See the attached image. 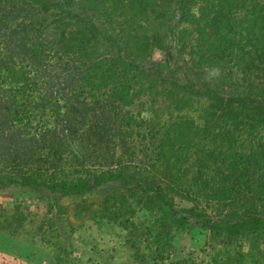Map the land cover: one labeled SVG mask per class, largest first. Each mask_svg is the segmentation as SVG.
Segmentation results:
<instances>
[{
  "label": "rangeland",
  "instance_id": "rangeland-1",
  "mask_svg": "<svg viewBox=\"0 0 264 264\" xmlns=\"http://www.w3.org/2000/svg\"><path fill=\"white\" fill-rule=\"evenodd\" d=\"M101 1L112 8V16L75 11L77 5L72 4L71 12H77L78 16L68 18L67 32L71 31L73 38H80V42L75 43L74 39L69 45L76 44L81 51L77 55L72 51L61 55L63 61L56 56L35 65L36 78L44 86L70 93L81 72L96 76L97 80L100 74L90 66H101L107 76L110 74L107 61L120 59L134 67L131 73L139 72L145 84L140 86L147 92L152 89L142 93V100L134 98L131 108L137 120L144 121L139 129L141 133L151 131L150 118L167 121L184 115L196 122V129L203 137L200 127L219 126L224 118L235 114L245 120L237 131L239 142L253 140L251 148L256 152L258 138H264V127L258 126L255 120L250 121L247 115L252 114V106L264 102V0ZM215 20L220 21L224 35L220 33V24L218 31L212 26ZM194 45L197 49H193ZM210 46L222 53L214 62L205 53ZM161 64L175 68V72L162 71ZM213 68L219 70V75L206 81L207 73ZM87 69L90 71L86 72ZM172 78L176 79L177 89L170 83ZM164 80L167 83H163ZM132 87L139 89L135 81ZM166 125L162 123L158 128L157 139ZM10 131L5 139L12 133L13 140L0 152V264H49L55 257L64 264H171L174 261L179 264L180 260L184 262L180 264H206L213 255L209 244L224 249L222 236H213L208 228L200 225L198 218L184 211L194 206L205 212L210 221L226 218L232 212L229 198L213 203L195 194L189 198L183 195L186 188L195 189L199 168L210 161H196L197 156L193 154L186 168L179 167L182 193L172 190L165 177L162 176L161 181L156 179L169 191L172 208L160 202L153 191L149 196L139 186L118 180L103 182L79 193L63 194L50 190L47 185L29 186L21 181L40 169L47 183H51V175L58 180L64 177L71 180L72 176L88 178L105 165L102 156L105 150L100 149L101 156L93 155L85 160L83 168L87 171L76 176L74 170L82 168L73 163L80 149L77 140L63 141L56 152L51 151L49 157H45L49 149L38 151L37 146H31L28 141L29 136H35V131L23 132L18 137ZM247 144L249 142L244 145L248 149ZM110 146L123 160L143 158L135 169L140 176L149 175L144 167L153 162L154 150L148 148L128 157L122 154L120 147ZM196 147L192 146L191 152ZM258 150L262 152L264 146ZM9 153H13L12 158ZM17 153L24 160L13 159ZM39 153L44 155L42 163L29 160L30 155ZM259 156L257 152L251 160H258ZM49 162L57 163L55 174ZM207 171L214 174L212 168ZM34 178L41 181L39 177ZM244 195L248 201L254 199L255 212L264 218L261 206L264 201L255 198L257 190H246ZM172 209L178 211L175 218L188 217L184 229L176 228L173 219L167 218L166 213ZM251 238H235L231 246L234 249L242 244L244 251L249 250L254 241ZM256 241L264 249L262 238L257 236ZM61 246L64 253L58 250ZM157 254L163 258H157ZM253 262L250 258L248 264ZM259 264H264V257L259 259Z\"/></svg>",
  "mask_w": 264,
  "mask_h": 264
},
{
  "label": "trees",
  "instance_id": "trees-1",
  "mask_svg": "<svg viewBox=\"0 0 264 264\" xmlns=\"http://www.w3.org/2000/svg\"><path fill=\"white\" fill-rule=\"evenodd\" d=\"M72 4L77 5L75 11L96 12L104 17L113 14L112 8L103 4L101 0H78L76 3L73 0H0V139H2L0 152L3 153L6 148L4 146L8 148V142L13 140L12 133L5 139L10 130L14 131L17 137L23 132L33 130L36 134L29 136L28 141L31 146H37L38 151L49 149L45 157L56 152L57 146H61L63 141L77 140L80 149L73 163L82 168L74 170L76 176L77 173L87 171L83 168L85 160L93 155L101 156L100 149L105 150V154L102 152L105 165L101 170L96 171L97 173L91 171L92 174L88 178L72 176L74 178L71 180L65 177L58 180L50 174L51 183H47L42 178L45 174L40 169L33 176L24 177L21 183L29 186L47 185L52 191L72 194L89 190L92 186L103 182L118 180L139 186L149 196L153 191L160 202L172 208L169 191L158 181H161L163 176L167 183H171L169 186L172 190L182 193L183 182L179 167L184 165L186 168V162L191 155L196 154V161L201 160L203 163L210 161V164H202L194 182L195 189L186 188L188 190H185L183 195L189 198L195 194L213 203L223 202L229 198L231 200L228 202H231V210L233 209L225 216L226 218L210 221L202 210H196L194 206L184 208V211L198 218L201 221L200 225L208 228L213 236H222L220 241L224 249L209 244L213 255L206 264H248L250 258L254 259V264H259V259L264 257V249L259 247L258 241H254L257 236L264 241V218L255 212L254 199L248 201L247 195L243 196V194L246 190L256 189L255 198L264 201V150L262 152L258 150L261 145L264 146V143H260L264 138L259 140L257 137L256 152H252L253 140L239 142L237 131L241 129L245 120L235 114L229 115L228 119L224 118L219 126L209 124L200 127V131L203 130L204 133L203 137L196 129V122L184 115L179 118H169L167 121L150 118L151 131L144 135L139 130L144 121H138L131 110L135 104L134 98L140 99L143 97L142 93L147 92L144 86H140L145 85L144 81L142 83L144 79L138 76V71L131 73L134 67L127 66L120 59L107 61L106 68L108 67L110 73L107 76H104L105 71L101 66H90L100 74L97 80L96 76L81 72L76 82L72 84L75 88L70 93L65 90L60 93L54 87L44 86L36 78L35 65L56 56L63 61L61 55H69L71 51L72 54L77 55L81 51L76 44L74 47L69 45L73 44L76 36L73 38L71 31L67 32L69 27L67 20L78 16L77 12L76 14L71 12ZM218 24H220V33L224 35L219 20L218 22L215 20L212 26L218 31ZM178 38L177 43H179ZM74 42H80V38L75 39ZM193 49L197 47L194 45ZM199 53L203 55L202 50ZM205 53L213 62L214 58L222 54L211 46ZM160 67L162 71L169 70V74L175 72V68L167 64H161ZM88 71L90 70L87 69L86 72ZM102 75L106 79L103 80ZM134 81L137 87L140 86L138 90H133ZM163 83L167 82L164 80ZM170 83L173 84V89H177L175 78H172ZM131 89L132 93H130ZM151 91L152 89L147 93ZM251 108L253 112L247 115L248 119L255 120L258 126L264 127V102L257 103ZM162 123L167 124L166 129L157 139V134L160 132L158 128L162 127ZM257 125L252 123L254 127ZM246 142L250 144H247L248 149L244 145ZM208 143L212 144L211 147L207 146ZM110 145L120 147L123 149L122 154L128 157L134 156L138 151L142 153L148 148L154 150L156 154L153 162L151 164L149 162L144 167V172L149 175L140 176L135 169L143 162V158L135 161L132 158L123 160ZM194 145L197 147L191 152ZM257 152L258 156L260 155L259 159L254 161L253 158V162L251 156ZM12 155L13 153H9L11 158ZM21 156L18 153L14 154L13 159L24 160ZM34 156L30 155L29 160L42 163L44 158L42 153L35 156V159ZM49 165L55 174L58 170L57 163L49 162ZM210 168L214 172L212 175L207 171ZM34 177H39L41 181ZM261 206L264 208V202ZM177 212L172 209L166 213L167 218L173 219L172 224H175L176 228L184 229L188 217L183 215L175 218ZM250 236L254 241L251 242L249 250L244 251L242 244H236L238 248H232L231 243L235 238L244 239ZM58 250L61 253L65 252L62 246ZM157 258L163 257L157 254ZM178 263L184 262L180 260ZM49 264L64 263L60 258L55 257ZM171 264H177V261Z\"/></svg>",
  "mask_w": 264,
  "mask_h": 264
},
{
  "label": "clouds",
  "instance_id": "clouds-1",
  "mask_svg": "<svg viewBox=\"0 0 264 264\" xmlns=\"http://www.w3.org/2000/svg\"><path fill=\"white\" fill-rule=\"evenodd\" d=\"M219 75V70L217 68H213L211 71L207 73L205 80L207 81L209 78L216 77Z\"/></svg>",
  "mask_w": 264,
  "mask_h": 264
}]
</instances>
